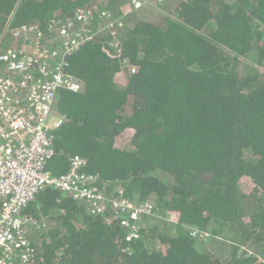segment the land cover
I'll use <instances>...</instances> for the list:
<instances>
[{
    "label": "trees",
    "instance_id": "trees-1",
    "mask_svg": "<svg viewBox=\"0 0 264 264\" xmlns=\"http://www.w3.org/2000/svg\"><path fill=\"white\" fill-rule=\"evenodd\" d=\"M133 1L0 0V48L31 26L60 50L54 22L95 14L64 58L80 89L59 92L48 169L84 158L106 205L40 190L27 264H264V0ZM122 199L151 209L135 236Z\"/></svg>",
    "mask_w": 264,
    "mask_h": 264
},
{
    "label": "built area",
    "instance_id": "built-area-1",
    "mask_svg": "<svg viewBox=\"0 0 264 264\" xmlns=\"http://www.w3.org/2000/svg\"><path fill=\"white\" fill-rule=\"evenodd\" d=\"M133 5L139 8L143 3L134 0ZM92 16L93 10L90 14L82 7L75 17L54 22L64 41L60 50H53L49 43L38 45L42 30L37 27L34 31L31 26L15 32L16 36L31 37V42L16 46L6 43L0 48V264H10V259L27 264L34 257L31 238L38 227L36 220L24 217L23 211L43 188L51 186L63 195L90 201L98 211L106 205L96 176L83 171L84 158H72L68 171L61 176L48 169L55 155V131L66 121V115L57 110L59 92L80 89L79 82L66 71L64 58L93 38L88 24ZM107 16L114 25L113 18ZM104 28L97 26L98 31ZM59 56L62 58L58 60ZM130 70L135 72L133 67ZM123 76L124 72L118 74ZM113 205L129 213L132 224L151 210L147 203L128 199L115 200ZM135 224L129 236L137 235ZM192 234L211 235L199 229H193Z\"/></svg>",
    "mask_w": 264,
    "mask_h": 264
}]
</instances>
